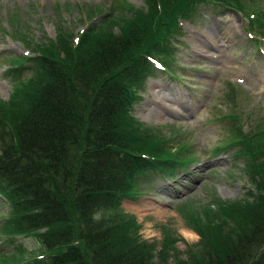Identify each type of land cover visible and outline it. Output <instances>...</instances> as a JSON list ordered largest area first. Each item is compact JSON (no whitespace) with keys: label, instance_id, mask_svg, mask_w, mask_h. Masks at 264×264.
Here are the masks:
<instances>
[{"label":"trees","instance_id":"obj_1","mask_svg":"<svg viewBox=\"0 0 264 264\" xmlns=\"http://www.w3.org/2000/svg\"><path fill=\"white\" fill-rule=\"evenodd\" d=\"M118 2H109L111 13L97 27L46 43L22 37L35 53L5 59L13 79L8 99H0V197L7 205L0 237L4 245L31 236L37 246L26 256L15 243L0 264H264V116L245 128L230 117L227 137L212 150L235 149L244 171L259 178L252 180L256 194L176 205L198 235L184 257L167 229L157 247L118 208L138 192L146 169L171 178L176 166L197 159L185 143L170 151L159 130L131 114L155 63L168 71L179 20L191 22L203 8L240 11L244 29L258 35L247 32L248 42L260 51L264 8L242 0H142L139 8L120 3L125 13L116 16Z\"/></svg>","mask_w":264,"mask_h":264},{"label":"rangeland","instance_id":"obj_2","mask_svg":"<svg viewBox=\"0 0 264 264\" xmlns=\"http://www.w3.org/2000/svg\"><path fill=\"white\" fill-rule=\"evenodd\" d=\"M111 1L117 0H0V99L7 100L12 87V78L6 73L12 65L5 59L36 51L24 45V38L46 43L47 37L78 35L91 23L97 27L111 13ZM121 1L116 16L125 13L120 7L123 2L144 7L142 0ZM242 1L264 8V0ZM179 24L181 34L167 62L168 71L155 70L136 89L140 97L131 114L144 126L159 130L161 137L168 139L165 147L170 151L185 143L197 159L176 166L173 176L166 179L146 169L144 179L135 186L138 192L119 201L118 208L133 216L140 238L157 247L167 229L177 238L172 246L184 257L198 235L176 205L186 200L206 203L212 197L250 200L251 194H256L252 180L258 182L259 178L244 171V158L235 149L212 150L227 137L230 117L245 128L264 116V43L258 51L248 42L247 32L252 37L258 35L244 29L248 19L240 11L203 8L191 23ZM28 71L29 66L23 73ZM184 156L181 153L176 158L183 160ZM6 210L0 197V222ZM0 241V253L6 254L15 243L22 245L26 256L37 246L31 236H16L4 245L2 237Z\"/></svg>","mask_w":264,"mask_h":264},{"label":"bare ground","instance_id":"obj_3","mask_svg":"<svg viewBox=\"0 0 264 264\" xmlns=\"http://www.w3.org/2000/svg\"><path fill=\"white\" fill-rule=\"evenodd\" d=\"M15 124V123H14Z\"/></svg>","mask_w":264,"mask_h":264}]
</instances>
